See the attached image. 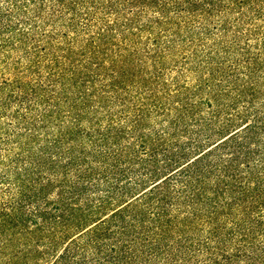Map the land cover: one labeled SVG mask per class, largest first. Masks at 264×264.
I'll return each instance as SVG.
<instances>
[{
    "label": "trees",
    "instance_id": "trees-1",
    "mask_svg": "<svg viewBox=\"0 0 264 264\" xmlns=\"http://www.w3.org/2000/svg\"><path fill=\"white\" fill-rule=\"evenodd\" d=\"M39 21L76 33L45 52L66 100L117 95L124 114L76 118L81 144L34 158V197L0 214V264H264V0H0V40Z\"/></svg>",
    "mask_w": 264,
    "mask_h": 264
},
{
    "label": "rangeland",
    "instance_id": "rangeland-1",
    "mask_svg": "<svg viewBox=\"0 0 264 264\" xmlns=\"http://www.w3.org/2000/svg\"><path fill=\"white\" fill-rule=\"evenodd\" d=\"M28 16L20 15L17 20L21 22ZM96 19L100 20V16H96ZM86 22L81 18L80 26H86ZM39 23L41 24L36 29V24L28 29L29 35L25 39L10 35L8 40H0V214L18 202H26L22 200V192L26 196L34 197L32 187L35 189L36 183H39L38 173L32 171V166H35L34 158L41 155L52 142L65 135L67 141L62 146L64 149L72 144H81L72 140L69 133L76 127L72 125V121L80 118L79 126L89 129L92 122L99 120L96 126L104 127L107 119L117 120L124 114L123 108L114 99L117 95L106 103L98 96L88 97L74 106L72 102L78 92L71 90L69 100H66L64 81L58 84L50 81V57L45 52H52L57 56L64 54L68 46L61 43L63 34H70L74 38L76 33L67 29L64 22L57 21L52 26L41 21ZM51 33L52 38L49 39L41 35ZM86 38L82 34L75 48L80 49ZM48 42L53 43V48ZM172 64L175 62L171 61L161 78L170 90L174 88L172 82L179 77ZM196 78V73H185L179 78V84L194 85ZM84 146H88V142ZM48 177L55 179L54 173L49 171L42 175V179ZM25 187V191H22ZM46 201L45 198V201L34 202L32 205L25 203L26 213L35 211ZM12 239L10 233L0 234V244L10 243Z\"/></svg>",
    "mask_w": 264,
    "mask_h": 264
}]
</instances>
